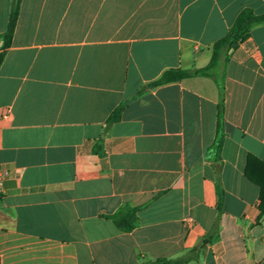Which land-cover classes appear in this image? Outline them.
Masks as SVG:
<instances>
[{
    "label": "crops",
    "instance_id": "obj_1",
    "mask_svg": "<svg viewBox=\"0 0 264 264\" xmlns=\"http://www.w3.org/2000/svg\"><path fill=\"white\" fill-rule=\"evenodd\" d=\"M244 8L264 0H20L0 63V264H264L244 173L252 155L264 182V24L229 48L222 103L206 76L138 93L207 65ZM143 204L130 231L108 218Z\"/></svg>",
    "mask_w": 264,
    "mask_h": 264
},
{
    "label": "trees",
    "instance_id": "obj_2",
    "mask_svg": "<svg viewBox=\"0 0 264 264\" xmlns=\"http://www.w3.org/2000/svg\"><path fill=\"white\" fill-rule=\"evenodd\" d=\"M20 0H11V8L8 16L6 29L3 34L2 49L0 51V63L2 61L4 52L11 43L15 23L19 14ZM258 24H264V11L256 14L249 8L242 9L235 17L233 23L229 27L226 34L216 40L212 45L211 57L207 65L201 68H194L192 70H184L180 68H169L164 70L158 78L149 82L146 86L141 88L138 93L145 91L148 87H155L166 83L179 81L186 77L191 76H206L211 77L219 90L222 103L223 93V78H224V67L229 59V48L234 45L236 47L240 43L244 42L250 36V30L253 26ZM126 101H122L113 109V111L107 117L106 123L111 124L118 121L120 113L125 106ZM222 104H219L217 111V136L214 141L213 147L220 150L222 145V135L220 134L222 124ZM219 133V134H218ZM259 162L255 157L249 155L246 160L245 166V177L251 182L255 183L259 187V211L264 213V182L257 180L251 172L253 163ZM146 204L139 206H126L121 210L108 216L112 220L115 227L121 231H130L135 226L136 212L142 209ZM206 240L199 241L193 250L198 251L200 246L205 243ZM182 258H157L156 264H179L182 262Z\"/></svg>",
    "mask_w": 264,
    "mask_h": 264
},
{
    "label": "built area",
    "instance_id": "obj_3",
    "mask_svg": "<svg viewBox=\"0 0 264 264\" xmlns=\"http://www.w3.org/2000/svg\"><path fill=\"white\" fill-rule=\"evenodd\" d=\"M8 174V170L5 168H0V187L2 185L3 180L6 178ZM191 223L190 219L185 220V225L188 226Z\"/></svg>",
    "mask_w": 264,
    "mask_h": 264
},
{
    "label": "water",
    "instance_id": "obj_4",
    "mask_svg": "<svg viewBox=\"0 0 264 264\" xmlns=\"http://www.w3.org/2000/svg\"><path fill=\"white\" fill-rule=\"evenodd\" d=\"M231 50V49H230Z\"/></svg>",
    "mask_w": 264,
    "mask_h": 264
}]
</instances>
